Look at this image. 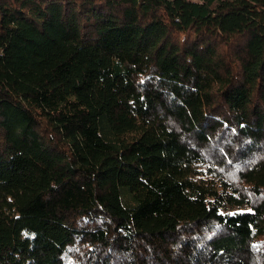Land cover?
I'll return each instance as SVG.
<instances>
[{
  "label": "trees",
  "instance_id": "trees-1",
  "mask_svg": "<svg viewBox=\"0 0 264 264\" xmlns=\"http://www.w3.org/2000/svg\"><path fill=\"white\" fill-rule=\"evenodd\" d=\"M0 264H264V0H0Z\"/></svg>",
  "mask_w": 264,
  "mask_h": 264
}]
</instances>
